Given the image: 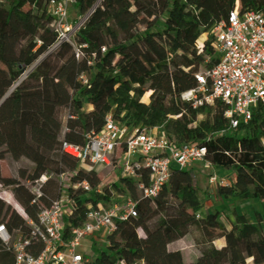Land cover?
Wrapping results in <instances>:
<instances>
[{"label":"trees","instance_id":"1","mask_svg":"<svg viewBox=\"0 0 264 264\" xmlns=\"http://www.w3.org/2000/svg\"><path fill=\"white\" fill-rule=\"evenodd\" d=\"M50 1L0 0V160L29 161L33 169L20 178L33 184L45 176L39 190L47 204L59 195L60 174L75 173L89 185V193L68 192L73 213L62 217L63 239L82 225L88 207L128 196L136 217L116 223L104 250L91 251L92 264H264L260 214L250 222L232 207L233 222L227 226L215 210L198 217L202 205L192 169L173 170L167 185L149 200L128 179L101 185L61 152L63 142L85 145L111 113L127 127L158 129L175 146L205 147L212 169L234 174L230 183L216 188V196L256 200L264 217V107L231 131L219 101L193 109L179 99L196 86L198 72L217 62L213 35L201 44L199 39L231 11L248 12L264 0H75L72 9L81 15L91 11L75 34V43L86 46L78 60L69 44L57 41L46 13ZM0 186L12 187L14 201L36 220L41 206L26 187L1 174ZM0 224L9 233H28L9 206ZM183 241L198 254L193 262L183 261ZM0 264H12L1 242Z\"/></svg>","mask_w":264,"mask_h":264},{"label":"built area","instance_id":"2","mask_svg":"<svg viewBox=\"0 0 264 264\" xmlns=\"http://www.w3.org/2000/svg\"><path fill=\"white\" fill-rule=\"evenodd\" d=\"M74 2L51 0L46 13L53 21L57 41L69 44L78 60L86 46L75 43V34L91 11L71 19ZM212 34L213 57L217 62L211 69L198 72L194 76L196 86L180 94L179 99L193 109L219 101L226 107L224 117L229 130L235 131L240 123L250 121L259 106L264 107V2L248 12L231 11L226 21L213 26ZM79 80L84 84L85 76L81 75ZM87 139L83 146L63 142L61 152L98 178L110 170L106 185L120 179L130 180L149 200L156 198L167 185L173 170H187L195 162H203L212 169L204 159L205 147L175 146L158 129L127 127L113 119L111 113L100 131ZM45 180L41 176L33 184L28 183L33 202L43 201L39 187ZM75 180V173L57 176L59 195L39 209L35 221L28 219L21 208L17 209L28 229L26 236L9 233L0 224V242L10 253L12 264H92L93 257L86 253L84 242L93 236L114 235L118 221L136 217L134 201L128 196H117L118 203L88 207L82 225L70 229L68 238L63 239L62 217L73 213L69 190L83 193L91 190L85 181ZM215 181V176L209 178L210 184ZM1 193L0 198L8 202L11 197L4 190ZM38 247L41 249L34 255L32 251Z\"/></svg>","mask_w":264,"mask_h":264},{"label":"rangeland","instance_id":"3","mask_svg":"<svg viewBox=\"0 0 264 264\" xmlns=\"http://www.w3.org/2000/svg\"><path fill=\"white\" fill-rule=\"evenodd\" d=\"M81 15V13H78L74 9H71L70 17L71 19L77 18ZM212 30L203 35L199 39V43H203L206 40H209L212 38ZM29 69L21 75L22 77H25V75L28 73ZM141 101L146 102V96H144ZM89 128L85 127V131H87ZM256 149V148H254ZM29 161L24 162L21 159L17 161L11 160L8 156L5 157L3 160H0V174L3 177L9 178V179H15L19 181L21 185L29 189L28 182H25L23 179L20 178L21 172H25V174H28L32 169L33 165ZM79 169H81L84 172H88V170L82 169L78 165ZM189 169H192L195 173L197 187H198V195L199 199L201 201L202 208L200 212L197 214L198 217H204L207 213L211 212L212 210L217 211L221 217L226 226L229 222H233V218L231 216L232 207H234L235 211L239 215H243L248 218L250 222H254V215L256 213H259L262 218V227L264 228V217H263V210L261 207V204L256 200H250L247 202H240L238 200H224L216 196L215 190L219 186L220 183H230L233 179L234 174L226 173L224 171H215L214 169H209L203 162H195L193 163ZM110 172V170H107ZM107 171L104 173V175L99 176V180L101 184H105L106 180L110 178ZM211 176L216 177V181L212 184L209 183V178ZM51 179H54L55 177L53 175L50 176ZM75 181H78V178H76ZM106 185V184H105ZM4 190L8 197H12V187H0V197L1 192ZM125 197V196H124ZM14 200V199H13ZM0 201L2 203V210L0 212V219L2 217V213L6 206H9L11 209L15 211V205L8 204V202L2 200L0 198ZM47 202L41 201L40 206L46 207ZM227 217V218H225ZM228 228V227H227ZM107 237L105 236H93L90 239H88L86 242H84V249L86 253L91 254L92 250L102 251L104 250V246L106 243ZM198 256L197 252L194 250V248L191 246L189 241H183V251H182V258L184 263H190L193 262L194 259ZM134 264H140L138 262H135Z\"/></svg>","mask_w":264,"mask_h":264},{"label":"crops","instance_id":"4","mask_svg":"<svg viewBox=\"0 0 264 264\" xmlns=\"http://www.w3.org/2000/svg\"><path fill=\"white\" fill-rule=\"evenodd\" d=\"M21 160L23 161L24 160V162H27V160L26 159H24V158H21ZM28 164H30V163H28ZM215 171H223V170H215ZM224 172H226V173H231V172H228V171H224ZM232 174V173H231ZM232 176H234V175H232ZM234 178V177H233ZM8 204H13V205H15V206H18V208H20V206L12 199V197L11 198H8ZM15 211L17 212V210L15 209Z\"/></svg>","mask_w":264,"mask_h":264},{"label":"water","instance_id":"5","mask_svg":"<svg viewBox=\"0 0 264 264\" xmlns=\"http://www.w3.org/2000/svg\"><path fill=\"white\" fill-rule=\"evenodd\" d=\"M15 87V86H14ZM13 89V88H12ZM12 89L8 92V93H10L11 91H12ZM2 100H4V99H2ZM2 102V101H1ZM17 214H19L18 212H17Z\"/></svg>","mask_w":264,"mask_h":264},{"label":"bare ground","instance_id":"6","mask_svg":"<svg viewBox=\"0 0 264 264\" xmlns=\"http://www.w3.org/2000/svg\"><path fill=\"white\" fill-rule=\"evenodd\" d=\"M15 208H16V210L18 209V206H14ZM17 212H19V211H17Z\"/></svg>","mask_w":264,"mask_h":264}]
</instances>
